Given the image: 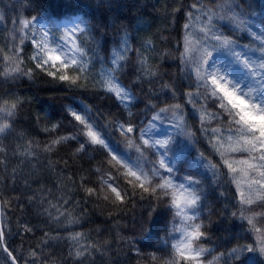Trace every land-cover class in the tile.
I'll return each instance as SVG.
<instances>
[{"label": "trees", "instance_id": "1", "mask_svg": "<svg viewBox=\"0 0 264 264\" xmlns=\"http://www.w3.org/2000/svg\"><path fill=\"white\" fill-rule=\"evenodd\" d=\"M234 2L242 5L254 30H258L264 21V0ZM55 3L58 11L86 20L89 36L85 37V46L104 59L103 66H108L112 50L122 47L125 37L130 47L138 50L126 53L124 67L117 73L120 83L134 94L130 106L132 116H128V110L113 95L99 90L98 84L93 87L90 83L84 90H65L64 85L36 70L30 60L31 43L25 41L20 53L22 67L33 69L32 78L13 80L0 75V97H15L22 101L11 121L10 131L0 134L2 245L8 249L6 252L0 245V264H12L8 252L16 257L17 264H31L33 251L38 255L36 264H151L126 242L133 237L142 239L143 228L151 229L152 247L143 244L137 247L142 253L160 249L156 252L160 259L154 264H164L170 259L171 244L178 234L173 231L172 213L160 204L149 216L155 202L141 199L139 194L114 207L103 199L105 194H112L106 188L101 191L102 180H108L119 189H131L127 178L106 163L107 153L91 147L85 152H77L79 144L75 140L52 142L75 132L71 118L64 110L68 105H88L93 113L100 115L101 124L105 118L113 121L131 119L133 123H139L152 115L150 103L160 107L162 102H173L170 94L164 95V84L175 85L179 97L187 83L178 60L188 34L184 25H190L191 33L197 32L192 19L202 17L204 11L214 7L216 0H87V6L82 0H55ZM249 3L251 7H248ZM45 4L46 0H0V16L3 17L0 19V49H3L0 70L5 63L4 54L11 55L9 49L19 45L21 26L18 21L41 16L46 11ZM193 4L203 6L204 10L198 11ZM220 26L226 34H232L227 22ZM235 35L240 43H250L247 34L237 32ZM141 60L145 67L156 72L155 77L143 76ZM100 67L102 65L97 63V71ZM179 102L183 103V100ZM185 112L188 128L196 132L199 142L194 148L181 151V175L189 170V174L197 175L206 171L197 163V149L213 162H218L219 157L199 132L198 113L188 104H185ZM52 125L59 127L51 130ZM106 134L114 148L125 149L119 132L108 129ZM98 167L101 172L96 171ZM207 176L204 188L208 196L201 219L210 240L201 242V246L214 249L212 255H219L233 247L238 239L241 243L254 242L255 236L245 231L246 222L231 216L236 210L233 205L238 202L236 185L223 181L216 185L211 183L210 172ZM82 177L87 178L83 184ZM84 187L95 188L97 195L88 196ZM221 192L224 195H220ZM252 207L256 212L264 211L256 205ZM66 210L71 213L67 219L61 215ZM256 219L261 218L257 216ZM178 222L179 218H176L177 229ZM25 227L31 231H26ZM75 233L83 234L76 245L68 239ZM81 246L87 251L78 257L75 253ZM212 255H207L205 261L211 260Z\"/></svg>", "mask_w": 264, "mask_h": 264}, {"label": "snow or ice", "instance_id": "2", "mask_svg": "<svg viewBox=\"0 0 264 264\" xmlns=\"http://www.w3.org/2000/svg\"><path fill=\"white\" fill-rule=\"evenodd\" d=\"M82 2L87 6V0ZM251 6L249 3L248 7ZM57 7L55 0H46L44 14L18 21L21 26L19 45L9 49L11 55L4 54L5 63L0 75L13 80L32 78L33 69L22 67L23 58L20 56L22 45L30 41L34 49L30 60L36 70L64 85L65 90H84L90 83L93 87L98 84L99 90L113 95L131 117L130 106L135 97L127 86L120 83L117 73L124 67L126 53L138 50L132 49L125 37L122 47L112 50L108 66H103L104 59L94 49L85 46V37L89 36L86 20L79 15L60 12ZM193 8L204 10L198 4H193ZM221 22L231 25V35L222 31ZM261 25L254 30L251 20L242 11V5L234 0H216L213 8L204 11L198 34H192L190 25L185 24L188 34L178 60L180 72L187 81L186 90L178 97L175 85L164 84V95L170 94L173 102H162L160 107L150 103L148 107L152 115L146 121L133 123L131 119L113 121L105 118L101 124L100 115L93 113L88 105H68L64 109L75 132L52 143L75 140L79 144L77 152H85L90 147L102 149L107 153L109 167L127 178L131 191L102 180L101 191L106 188L112 194H105L104 200L119 207L139 194L141 199L155 202L149 216L160 204L172 213L173 231H179L181 238L171 244L170 259L164 264H221V261L223 264H264V211L256 212L252 207L256 205L264 209V21ZM237 32L247 34L250 43H240L235 35ZM222 56L228 58L227 63L220 59ZM97 63L102 65L98 71ZM140 67L143 76H156V72L144 66L143 60ZM21 103L15 97H0V134L10 131L11 121ZM185 104L191 105L198 113L199 132L219 157L218 162H213L197 149V163L206 169L197 175L189 174L190 170L181 175L182 153L176 150L178 136L184 138L189 148L199 142L196 132L188 128ZM57 127L59 125H52L51 130ZM108 129L123 137L124 150L112 146L106 134ZM96 171L101 172V168ZM208 172L211 173V183L219 185L223 181L236 185L238 202L233 205L236 210L231 216L246 222L245 231L255 236L254 242L241 243L238 239L233 247L219 255H212L214 249L201 246V242L210 240L201 219L208 196L204 188ZM108 176L112 179L111 173ZM81 179L82 184L87 180L86 177ZM241 184L246 186V191L241 189ZM84 191L88 196L97 195L95 188L84 187ZM66 213L61 215L67 219L71 213L67 210ZM257 216L261 218L259 221ZM176 218L181 223L179 229L175 228ZM25 230L31 231V228L25 227ZM82 235L75 233L68 239L76 245ZM3 236L0 231V245ZM126 242L138 256L151 264L160 259L156 254L160 249L142 253L137 247L140 244L152 247L151 229L143 228L142 239L133 237ZM4 251H8L7 247ZM85 251L87 249L81 246L75 254L80 257ZM31 255V264H36L37 253L33 251ZM207 255H212V259L205 262ZM8 256L12 258V264H16L12 252H8Z\"/></svg>", "mask_w": 264, "mask_h": 264}, {"label": "rangeland", "instance_id": "3", "mask_svg": "<svg viewBox=\"0 0 264 264\" xmlns=\"http://www.w3.org/2000/svg\"><path fill=\"white\" fill-rule=\"evenodd\" d=\"M61 19H63V18H61ZM203 20H204V15L202 17H199V18L196 17V18L192 19L191 22H192L193 26L198 29L197 32L196 31L195 32L192 31V34H194V35L195 34H198L199 28L202 26ZM1 23H2V20H0V24ZM221 23H224V22H221ZM33 51H34V49H33V46L31 45V56L33 54ZM220 59L224 60L225 63H227V60H228L227 57H223L222 56ZM182 138L183 137H180V136L177 137V140H178L179 143L176 145V150L178 152L185 151V150L188 149V146L186 145V142L184 140H182ZM133 157H135V156H133ZM241 189L246 191V186L244 184H241ZM180 227H181V223H180V220H179V222H178V229ZM180 238H181V233L178 231V234H177V237H176V240H175L174 243H176ZM205 262H207V261H205Z\"/></svg>", "mask_w": 264, "mask_h": 264}, {"label": "water", "instance_id": "4", "mask_svg": "<svg viewBox=\"0 0 264 264\" xmlns=\"http://www.w3.org/2000/svg\"><path fill=\"white\" fill-rule=\"evenodd\" d=\"M2 230V225H1V209H0V231ZM3 246V248L5 247L4 245H2ZM16 264H17V262H16Z\"/></svg>", "mask_w": 264, "mask_h": 264}]
</instances>
